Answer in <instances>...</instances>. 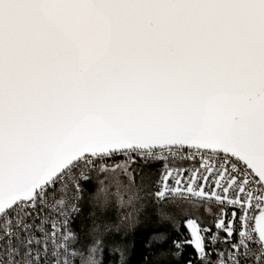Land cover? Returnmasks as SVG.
I'll return each instance as SVG.
<instances>
[{"label": "snow or ice", "instance_id": "snow-or-ice-1", "mask_svg": "<svg viewBox=\"0 0 264 264\" xmlns=\"http://www.w3.org/2000/svg\"><path fill=\"white\" fill-rule=\"evenodd\" d=\"M264 264V0H0V264Z\"/></svg>", "mask_w": 264, "mask_h": 264}, {"label": "trees", "instance_id": "trees-1", "mask_svg": "<svg viewBox=\"0 0 264 264\" xmlns=\"http://www.w3.org/2000/svg\"><path fill=\"white\" fill-rule=\"evenodd\" d=\"M141 248L142 246L139 244L136 246V250L132 253L131 258H130L131 264H137V261L140 256Z\"/></svg>", "mask_w": 264, "mask_h": 264}]
</instances>
